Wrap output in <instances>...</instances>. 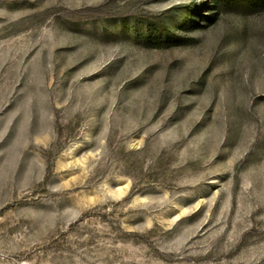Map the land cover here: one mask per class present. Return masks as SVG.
Here are the masks:
<instances>
[{"label":"rangeland","instance_id":"374dc122","mask_svg":"<svg viewBox=\"0 0 264 264\" xmlns=\"http://www.w3.org/2000/svg\"><path fill=\"white\" fill-rule=\"evenodd\" d=\"M254 1L0 0V264H264Z\"/></svg>","mask_w":264,"mask_h":264},{"label":"trees","instance_id":"16d2710c","mask_svg":"<svg viewBox=\"0 0 264 264\" xmlns=\"http://www.w3.org/2000/svg\"><path fill=\"white\" fill-rule=\"evenodd\" d=\"M211 1H214V3L215 4H213L214 5V7H216V5H218V4H225V5H227L228 4V2L230 3L231 2V0H211ZM232 2H233V0H232ZM254 3L256 4H261V5H264V0H256V1H254ZM158 39H164V30L162 31V33H159V35H158Z\"/></svg>","mask_w":264,"mask_h":264}]
</instances>
